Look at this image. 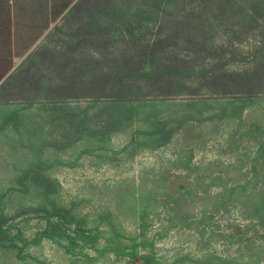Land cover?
<instances>
[{
	"label": "rangeland",
	"instance_id": "obj_1",
	"mask_svg": "<svg viewBox=\"0 0 264 264\" xmlns=\"http://www.w3.org/2000/svg\"><path fill=\"white\" fill-rule=\"evenodd\" d=\"M34 50L0 264H264V0H80Z\"/></svg>",
	"mask_w": 264,
	"mask_h": 264
},
{
	"label": "crops",
	"instance_id": "obj_2",
	"mask_svg": "<svg viewBox=\"0 0 264 264\" xmlns=\"http://www.w3.org/2000/svg\"><path fill=\"white\" fill-rule=\"evenodd\" d=\"M80 0H0V80L23 61ZM6 72V73H5Z\"/></svg>",
	"mask_w": 264,
	"mask_h": 264
},
{
	"label": "trees",
	"instance_id": "obj_3",
	"mask_svg": "<svg viewBox=\"0 0 264 264\" xmlns=\"http://www.w3.org/2000/svg\"><path fill=\"white\" fill-rule=\"evenodd\" d=\"M5 73H6V72H5ZM4 75H5V74L3 73L2 76H1V78H0V80L3 78Z\"/></svg>",
	"mask_w": 264,
	"mask_h": 264
},
{
	"label": "bare ground",
	"instance_id": "obj_4",
	"mask_svg": "<svg viewBox=\"0 0 264 264\" xmlns=\"http://www.w3.org/2000/svg\"><path fill=\"white\" fill-rule=\"evenodd\" d=\"M35 51V50H34ZM17 68V67H16ZM4 82V81H3ZM1 84H2V82H1Z\"/></svg>",
	"mask_w": 264,
	"mask_h": 264
}]
</instances>
